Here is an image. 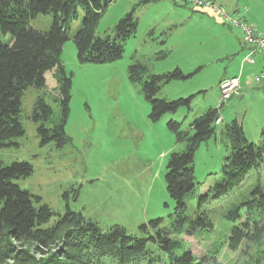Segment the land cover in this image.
Returning <instances> with one entry per match:
<instances>
[{"label": "rangeland", "instance_id": "rangeland-1", "mask_svg": "<svg viewBox=\"0 0 264 264\" xmlns=\"http://www.w3.org/2000/svg\"><path fill=\"white\" fill-rule=\"evenodd\" d=\"M241 1L251 8L252 16L262 25L259 28L264 30V0ZM131 11L138 27L126 41L122 58L107 63H82L74 36L85 11L78 9L61 56L67 74L72 76L65 127L69 141L63 147L54 141L42 144L38 125L32 119L39 96L53 107L55 118L60 115L59 101L54 100L58 99L55 68L47 71L43 88L31 86L26 90L21 113L25 134L14 138V144L0 147V159L5 164H32V174L15 182L40 198L37 205L47 204L53 209L51 225L71 209L96 222L102 230L120 225L128 234L140 235V225L164 218L168 235L179 240L198 264H264V204L251 211L242 207L256 186L264 187V160L240 186L221 197L214 196L231 149L227 125L237 120L248 140L264 147V84L254 81L263 67L264 55L255 56L256 64L243 65L246 51L239 28L224 24L210 8H196L175 0H114L102 14L97 35L113 36L116 24ZM53 22L54 16L49 14H39L31 20L32 26L41 31L49 30ZM0 41L8 44L12 36L0 30ZM161 51L167 56L160 57ZM136 58L148 66L147 74H165L176 68L185 74L193 73L186 79L163 84L158 94L169 100L191 98L189 107L182 106L153 121L151 103L141 85L129 79V65ZM234 75L241 76L243 89L224 102L219 110L223 121L216 124V134L198 146L196 187L186 199L187 216L195 219L201 213L213 227L190 232L187 225L176 231L175 202L168 193L165 177L170 153L183 150L184 143L177 141L168 123L177 121L183 131H192L191 124L197 117L209 107L220 106V80ZM202 196H207V201L200 209ZM239 205L241 217L235 223L226 215ZM245 224L254 234L233 251L229 248L232 230ZM59 248L62 245L50 252ZM88 249L85 246L84 253L90 264H117L113 258L101 259ZM149 249L152 257L131 264H169L167 255L156 245L149 244Z\"/></svg>", "mask_w": 264, "mask_h": 264}, {"label": "trees", "instance_id": "trees-1", "mask_svg": "<svg viewBox=\"0 0 264 264\" xmlns=\"http://www.w3.org/2000/svg\"><path fill=\"white\" fill-rule=\"evenodd\" d=\"M113 1L0 0V30L12 36L8 44L0 41V147L14 144V138L25 134L21 121L23 95L31 86L43 88L47 71L55 68L58 99L54 100L59 101L60 115L55 118L53 107L44 96H39L32 119L38 125L42 144L54 141L63 147L69 141L65 127L70 110L72 76L67 74L61 62L63 46L70 38L71 23L82 7L85 15L74 36L79 61L107 63L122 58L126 41L138 27L133 11L119 20L113 36L101 37L96 33L103 12ZM39 14L54 16L49 30L41 31L32 26L31 20ZM160 54L162 58L167 56L165 51ZM147 73L148 66L137 58L129 65V79L141 85L151 103L150 118L153 121L182 106L189 107L191 98L169 100L159 98L158 94L163 84L173 79H186L193 73L185 74L180 68L165 74ZM223 104L206 109L192 122V131H183L177 121L168 123L177 141L184 143L183 150L170 153L165 177L168 193L175 202L173 226L176 231L187 225L190 226H187L189 231L213 227L210 219L201 213L195 219L187 216L186 199L196 187V150L203 141L216 134V120L221 117L219 110ZM226 127L231 149L222 167L223 180L214 187L215 197L226 195L240 186L250 171L264 160V147L249 141L237 120ZM32 172L33 166L27 161L5 164L0 159V264H90L89 256L84 253L85 246L101 259L111 257L117 264H131L141 258L152 257L149 244L156 245L167 255L169 264H198L179 240L168 235L163 226L164 218L140 225L142 235L128 234L120 225L102 230L96 222L71 209L51 225V218L55 215L53 209L47 204L37 205L40 198L15 182ZM206 201L207 196L200 197V209ZM263 204L264 187L258 185L242 207L246 206L251 211ZM242 207L236 206L226 217L237 223ZM253 234L247 224L234 227L229 248L238 250ZM59 245L62 248L50 252Z\"/></svg>", "mask_w": 264, "mask_h": 264}, {"label": "built area", "instance_id": "built-area-1", "mask_svg": "<svg viewBox=\"0 0 264 264\" xmlns=\"http://www.w3.org/2000/svg\"><path fill=\"white\" fill-rule=\"evenodd\" d=\"M184 4H191L197 8H210L219 14L225 24L237 27L241 30L243 35V47L246 55L243 59L245 63L256 62L255 56L257 54L264 55V34L259 32L255 26L250 24L243 14L239 11H230L224 5L219 4L215 0H175ZM254 81L258 84H264V64L260 73L256 74ZM219 91L221 93V102H225L233 95L237 94L241 89V76L234 75L231 77H224L219 82ZM222 117L216 120V124L221 123Z\"/></svg>", "mask_w": 264, "mask_h": 264}, {"label": "crops", "instance_id": "crops-1", "mask_svg": "<svg viewBox=\"0 0 264 264\" xmlns=\"http://www.w3.org/2000/svg\"><path fill=\"white\" fill-rule=\"evenodd\" d=\"M215 1H217L219 4H221V5H224L227 9H229L230 11H239V12H241V13H243V15L246 17V18H248L247 17V15L249 14V18L247 19L248 21H249V23L250 24H252L253 26H255L256 28H257V30L260 32V31H264L262 28L260 29L259 27H261L262 25H260V23L258 24V22H256V20H255V18L252 16V10H251V8L249 7H247L246 6V3L244 2V3H242V1L241 0H237V1H235V0H215ZM197 8V7H196ZM215 12V11H214ZM253 18H254V20H253ZM225 24V23H224ZM263 28H264V26H263ZM263 34H264V32H263ZM243 49H244V47H242ZM257 62H255L254 64H256ZM225 77H227V76H225ZM224 78V77H223ZM242 79H241V85H242ZM246 83H248V81L246 82ZM241 89H243V88H241ZM221 104H222V102L220 103V106H221ZM219 106V107H220ZM222 117V116H221ZM223 121V120H222ZM221 121V122H222Z\"/></svg>", "mask_w": 264, "mask_h": 264}]
</instances>
